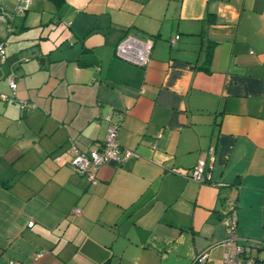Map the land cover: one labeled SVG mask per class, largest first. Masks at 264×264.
Instances as JSON below:
<instances>
[{
	"label": "crops",
	"instance_id": "crops-1",
	"mask_svg": "<svg viewBox=\"0 0 264 264\" xmlns=\"http://www.w3.org/2000/svg\"><path fill=\"white\" fill-rule=\"evenodd\" d=\"M17 4L0 0V264H225L228 200L264 259V0ZM126 34L152 39L146 66L116 55ZM107 115L133 153L91 185L66 151L99 149Z\"/></svg>",
	"mask_w": 264,
	"mask_h": 264
},
{
	"label": "built area",
	"instance_id": "built-area-1",
	"mask_svg": "<svg viewBox=\"0 0 264 264\" xmlns=\"http://www.w3.org/2000/svg\"><path fill=\"white\" fill-rule=\"evenodd\" d=\"M31 3V0H18L13 12L21 13L25 11ZM0 19H5V13L0 11ZM178 35L170 39V43H175ZM152 48V39L150 37L139 39L135 36L124 35L115 46V53L123 60L138 66H146L149 61ZM5 42H0V57H5ZM6 80L12 90L16 88L14 77L10 74ZM0 98L5 99L6 95L0 93ZM20 108H32L35 105L32 102L22 100L19 102ZM108 121L107 131L102 146L88 151L77 150L74 145L67 149L70 153L68 164L79 174L85 175L91 185L96 182V172L98 167L106 162H120L132 155L133 151L122 147L117 141L118 124L112 119L111 115L106 116ZM210 159L213 157L212 148L208 151ZM61 156L56 155L55 160L60 161ZM206 162L199 159L197 163L189 170V176L199 182L205 181L208 175L205 173ZM227 209L222 212L221 222L226 231V237L223 240L224 252L223 261L225 264H264V259H258L249 254V247L238 240L235 228L237 225L236 204L228 200ZM75 214L80 213L79 208H73ZM33 222H29L32 225ZM206 258V253L200 252L193 260V263L202 264Z\"/></svg>",
	"mask_w": 264,
	"mask_h": 264
},
{
	"label": "water",
	"instance_id": "water-1",
	"mask_svg": "<svg viewBox=\"0 0 264 264\" xmlns=\"http://www.w3.org/2000/svg\"><path fill=\"white\" fill-rule=\"evenodd\" d=\"M38 49L37 48H33L32 50H31V53H34V56H37L38 55ZM44 60H45V57L44 56H40V57H38V61L41 63V64H43L44 63ZM113 119V118H112ZM114 120V119H113ZM115 121V120H114Z\"/></svg>",
	"mask_w": 264,
	"mask_h": 264
},
{
	"label": "trees",
	"instance_id": "trees-1",
	"mask_svg": "<svg viewBox=\"0 0 264 264\" xmlns=\"http://www.w3.org/2000/svg\"><path fill=\"white\" fill-rule=\"evenodd\" d=\"M11 14L14 15V12H13V9L10 10ZM56 156V155H55ZM55 156H54V159H55ZM57 161V160H56Z\"/></svg>",
	"mask_w": 264,
	"mask_h": 264
}]
</instances>
